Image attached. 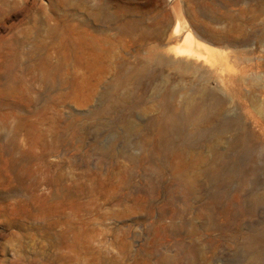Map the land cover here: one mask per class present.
I'll return each instance as SVG.
<instances>
[{"label":"rangeland","instance_id":"obj_1","mask_svg":"<svg viewBox=\"0 0 264 264\" xmlns=\"http://www.w3.org/2000/svg\"><path fill=\"white\" fill-rule=\"evenodd\" d=\"M203 1L134 0L140 29L168 25L160 42L124 32L115 21L102 18L97 6L102 3L114 14L116 0H0V264H188L182 244L202 253L195 264H233L243 246L246 264L252 260L251 248L264 259V237L259 236L264 200L247 196L242 209L235 207L230 214L235 225L241 220L246 240L235 230L231 237L193 230L206 221L198 217L200 203L195 200L189 213L174 216V207L165 205V193L150 210L140 203H132L129 210L105 198L111 186L105 172L112 166L113 175L134 166V182L148 184L149 171L121 155L127 135L118 130H125L124 124L116 131L108 128L116 116L131 110L129 150L146 156L150 147L144 150L138 142L149 116L161 112L159 100L167 86L176 85L178 103L200 86L194 74L149 62L158 48L176 45L169 40L177 22L176 4L197 34L215 30L237 41L200 37L208 48L206 57L212 58L203 70L213 69L208 86L226 99L217 117L240 121L253 154V173L243 196L255 191L264 195V0H214L211 13L216 12L217 20ZM129 71L163 73L149 89L141 88L135 75L117 90L116 75ZM221 76L227 81L222 88ZM98 80L102 84L96 88ZM187 133L190 148L211 158L209 143L198 140L195 128ZM232 134H224L223 142ZM112 141L116 157L106 161L102 172L99 149ZM200 178L209 187L206 177ZM185 219L192 223L175 233L172 226H181Z\"/></svg>","mask_w":264,"mask_h":264},{"label":"bare ground","instance_id":"obj_2","mask_svg":"<svg viewBox=\"0 0 264 264\" xmlns=\"http://www.w3.org/2000/svg\"><path fill=\"white\" fill-rule=\"evenodd\" d=\"M203 3L205 10L211 14L210 17H212L213 20L220 18L215 15L216 12L211 13L216 10L214 0H204ZM133 4L134 0H116L114 14L109 13L102 3L97 6V10L102 18L115 21L122 27L124 32H139V36L141 37L153 38L163 42L164 37L167 35L168 25H165L164 29H158L155 26H150L146 28V30L140 29V27L137 26L138 17L137 14H135ZM175 7L177 22L174 30L169 34V40L172 39V42L176 40V43L174 42L176 45L170 47H165L166 45L164 47L161 46L162 48H158L155 54L153 53L156 58L151 56L149 62L153 64L156 60L158 65L162 67L174 65L175 73L184 75L189 73L194 74L197 76L196 78L198 80L195 84H199L200 86L195 93H189L184 97L181 95L183 99H181L179 103L176 98V93L174 92V86L176 85L167 86L159 100L161 112L149 116L145 128L146 131L138 142V145L144 148V150L150 147V153L146 156L133 155L129 150V134L133 131V128L130 125V121L127 119H130L133 115L131 110H127V112L123 114L121 112L116 116V121L112 122L108 128L111 131H116L120 123L124 124L125 130L122 132L118 130L119 135L123 132L127 135L125 140L126 145L121 155L128 159L131 164H135L136 167L149 171L148 184H136L134 182V166L127 165L120 168L119 175L111 174L113 172L112 166V169H108V171L105 172V175L111 178L110 191L105 195V198L107 201H115L120 205L125 204L129 210L132 207V203H140L144 209L150 210L156 198L160 194L165 193L167 195L165 205L174 207L172 208L174 216L182 212L183 214L189 213L193 207L192 201L195 200V202L200 203L197 212L198 217L206 221L201 225H193V230L198 231L200 228H204L218 231L223 237H231V233L235 230L241 237L248 240L249 237L242 232L241 220L239 219L238 223L236 222L237 225H235L230 220V214L234 212L235 207L242 209L241 202L245 197L251 196L256 202H260L264 200V195L262 196L255 191L253 194L247 192L246 195L243 196L242 192L245 191L248 184H250L249 176L253 173L251 167V158H253V154L251 150L248 149L245 132L239 130L240 121L231 117L222 116L223 118H218L216 115L223 110L226 99L218 90L213 91L208 86V83L212 80V71L209 70L213 69L209 68L208 71H204L203 69H205L204 65H207V62L209 63L212 58L211 55L206 57L205 50L208 48L199 42L202 40L199 38L204 37L210 41L227 44H233L237 41L235 38L226 36V34H218L215 30H209L207 34L202 33L203 35L197 34L182 16L180 6L176 4ZM167 19H169V17H167ZM86 34L93 37L89 32H86ZM161 72L162 71H129L124 74L118 73L116 75L118 79L116 88L119 90L123 80L138 75L140 80L138 85L141 88L144 87V89H149L153 86L156 76L158 77L163 73ZM215 77L217 78L218 76L215 75ZM222 77L223 76H221V80L218 79V81L221 82L219 83L220 88L227 82L226 80H222ZM225 78L227 79V77ZM232 81H239V78H233ZM101 84L102 80H98L94 83L96 88ZM158 90L160 91V89ZM96 92L97 91H94V94ZM90 98H92V96H90ZM190 103L192 106L188 109L186 108L187 110L182 108V106ZM99 111L100 109H96L95 113ZM105 124L106 123H104V125ZM104 125L103 127L105 128L106 125ZM191 127L195 128L199 141L209 143L208 148L212 154L211 158L206 157L202 152L196 153L195 150L190 148V133H187V129ZM228 132H233L232 137L223 142L222 137ZM222 143L224 145H222ZM115 148V141H112L108 148L100 147L98 153L100 154L99 167L102 169V172H104L102 166L106 161L111 162L116 157L114 152ZM224 148L226 151L222 152L221 150ZM201 175L206 177V182L209 187H206V184L200 178ZM179 204L182 205L181 210L175 208V206ZM190 223H192L191 220L185 219L181 226L173 225L172 227L175 229V233H177L184 230L185 226ZM166 228L169 229L170 226H166ZM259 236L264 237V229L260 232ZM251 244L252 242L250 241L248 246H251ZM244 247L245 246L241 248L242 253L240 257L233 264H246V254L244 253L246 250ZM179 248L188 260V264H195L197 259L202 256L201 252L192 251L188 249L186 245L182 244ZM251 250L253 256L248 264H259L264 261L256 251L252 248Z\"/></svg>","mask_w":264,"mask_h":264}]
</instances>
